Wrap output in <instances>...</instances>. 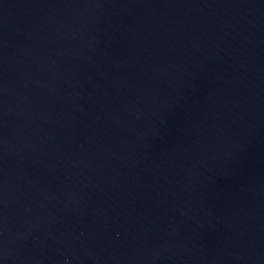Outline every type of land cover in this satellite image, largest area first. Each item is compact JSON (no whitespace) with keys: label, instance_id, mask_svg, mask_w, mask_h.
<instances>
[{"label":"water","instance_id":"1","mask_svg":"<svg viewBox=\"0 0 264 264\" xmlns=\"http://www.w3.org/2000/svg\"><path fill=\"white\" fill-rule=\"evenodd\" d=\"M0 264H264V0H0Z\"/></svg>","mask_w":264,"mask_h":264}]
</instances>
